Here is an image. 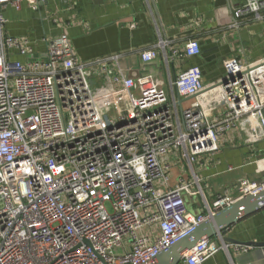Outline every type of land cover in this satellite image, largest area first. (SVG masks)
<instances>
[{"label":"built area","instance_id":"1","mask_svg":"<svg viewBox=\"0 0 264 264\" xmlns=\"http://www.w3.org/2000/svg\"><path fill=\"white\" fill-rule=\"evenodd\" d=\"M46 1L0 0V264H151L214 213L264 189L241 180L235 195L205 201L189 220L190 185L171 187L169 177L179 161L194 176L193 165L242 125L264 139V58L228 61L227 82L209 88L196 67L165 83L131 75L123 54L82 62L65 33L42 38L40 58L26 37L7 33L4 12L23 4L36 12ZM262 12L264 0H243L230 28ZM170 44L159 39L135 54L143 64L161 58L167 72L175 59L200 55L195 40ZM102 92L111 114L102 113ZM228 247L204 239L178 264H205Z\"/></svg>","mask_w":264,"mask_h":264},{"label":"crops","instance_id":"2","mask_svg":"<svg viewBox=\"0 0 264 264\" xmlns=\"http://www.w3.org/2000/svg\"><path fill=\"white\" fill-rule=\"evenodd\" d=\"M242 3L243 0H47L36 12L23 4L19 12L8 9L4 16L7 33L26 37L40 58L44 55L42 38L65 33L82 62L123 54V64L130 67L131 75L149 73L165 83L181 70L196 67L209 88L227 74L228 61L239 59L252 64L264 58V12L261 20L247 16L240 20L238 28H230L232 11ZM159 39L170 42L169 49L195 40L200 55L175 59L169 72L161 58L149 64L140 62L135 52L150 49ZM219 143L217 153L193 165V178L183 171L186 165H173L169 173L171 187L180 181L190 185V192L184 194L189 220L204 212L205 201L211 204L225 191L235 195L241 180L264 179V139L256 130L242 125ZM222 237L242 243L264 242V208L226 229ZM227 245L228 251H219L205 264H264V247L238 254L233 245Z\"/></svg>","mask_w":264,"mask_h":264},{"label":"water","instance_id":"3","mask_svg":"<svg viewBox=\"0 0 264 264\" xmlns=\"http://www.w3.org/2000/svg\"><path fill=\"white\" fill-rule=\"evenodd\" d=\"M233 80V78H232ZM227 82L226 75L221 78V83ZM264 183V179L261 181ZM264 208V189L255 195L241 198L228 207L214 213L209 220L198 225L192 233L176 242L166 251L160 253L151 264H178L184 253L192 249L198 242L214 237L220 238L225 245H237L246 247H264V242H238L230 238L222 237V233L239 222L241 219L252 215Z\"/></svg>","mask_w":264,"mask_h":264},{"label":"rangeland","instance_id":"4","mask_svg":"<svg viewBox=\"0 0 264 264\" xmlns=\"http://www.w3.org/2000/svg\"><path fill=\"white\" fill-rule=\"evenodd\" d=\"M100 82V80H98V83ZM99 102H100V105H101V110H102V113L103 114H111L113 111H114V105L113 104H108V103H112L113 100H107L106 96L104 95V92H102V95L101 97H99ZM176 166L178 165H186L183 169V171L187 174H189L191 177H192V174H191V170L190 168L188 167V165L184 162V161H179L175 164ZM179 167V166H178ZM183 168V167H182ZM195 170V167L193 168V171ZM171 171V170H170ZM193 178V177H192ZM202 187V186H201ZM203 188V187H202ZM187 200V198H185L184 196V201ZM207 200H209L207 198ZM187 202V201H186ZM185 202V204H186ZM186 207H187V204H186ZM219 241H220V238L216 237Z\"/></svg>","mask_w":264,"mask_h":264}]
</instances>
